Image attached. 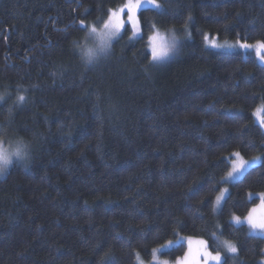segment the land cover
<instances>
[{"label": "trees", "instance_id": "obj_1", "mask_svg": "<svg viewBox=\"0 0 264 264\" xmlns=\"http://www.w3.org/2000/svg\"><path fill=\"white\" fill-rule=\"evenodd\" d=\"M127 1L0 0V126L34 155L0 180V264H139L180 237L227 264H264V236L232 222L264 193V64L207 43H264V0H157L139 12L140 37L127 25L89 63L91 27ZM159 30L179 39L160 63ZM235 151L261 163L227 184L216 212Z\"/></svg>", "mask_w": 264, "mask_h": 264}, {"label": "rangeland", "instance_id": "obj_2", "mask_svg": "<svg viewBox=\"0 0 264 264\" xmlns=\"http://www.w3.org/2000/svg\"><path fill=\"white\" fill-rule=\"evenodd\" d=\"M128 2H129V0L127 1V4H128ZM133 2H135V0H133ZM139 3H140V5H141V7L137 9V11H136V15H135V21H138V23H136V22H134V21H130V20L128 19L127 8L125 7L127 4H126L124 7H121V8H119V9L114 10L115 12H120V9H123V12H120V17H121V19H122V21H123V28L121 29V31H120V35H119L117 38H119V37L122 35V33L125 31L127 25H130V26H131V29H132V36H133L134 38L140 37V36H141V24H140V20H139V12H140L142 9H145V8H147V7H154V8H159V7H161V3H160L159 1H157V0H153L152 3H149L148 0H139ZM114 11H112V12H114ZM112 12H111V13H112ZM111 13H110V15H111ZM107 20H108V19H107ZM93 27H94V26H93ZM102 28H103V27H101V28H97V31L99 32ZM173 36H175V45H176L175 48H171V47H170V45H171V43H172V38H173ZM117 38H115V39L112 41V43H113ZM178 40H179V39H178L177 34H175L173 31L170 32V33H169V32H165V31H160V30L154 32V33L152 34V36L150 37V39H149V46H150V49H151L152 57H153V55H154V53H153V49H156V53H155V54L160 55V56H164V54L167 53V55L164 56V59H163V60H160V61L154 60V61L160 63V62H162V61L167 60L168 58H170L171 55L173 54V51L176 50V47L178 46V45H177ZM86 41L88 42V46H87L86 50L84 51L85 55H87V50H88V49L91 48V49L95 50V49H97L98 46H99V40H98V38L95 36V34H92L91 32L89 33V35L87 36V38L85 39L84 42H86ZM207 43H208V46H209L210 48H212V49H219V50H224V51H226V50H229V51H237V50H240V51H242V52L253 51V52L256 53L257 58H258V61H260L261 63L264 64V49H261V48L255 47V45H256L257 43H255V44L247 43V44H249V45H252L253 47H250V48L245 49V48L240 47L241 44H245V43H242V42H236V43H225V44H223V43L218 42L216 36L211 37L210 35H207ZM212 43H213V45H223V47H213ZM261 43H263V42H261ZM103 53H104V52H103ZM103 53H101V54H103ZM98 54H100V53H98ZM97 57H99V55H97ZM87 60H89V57H87ZM2 99H3V97H2V93H0V101H2ZM254 118L256 119V121H257V123L260 125V127H261L262 129H264V103H262L260 106H258V108L254 111ZM235 152H236V151H235ZM235 152H232L231 155H230V157H229V158H230V163H232V165H231V169L226 173L227 176L225 175L224 178H223V182H224L225 184H224V186L221 188V191H219V192L215 195V197L219 196L222 192H224V189H225V188L228 189V185H227V184H230V183H232L233 181H236V180H230V178L228 177V173L231 172V171L233 170V165H235V164H237V163L239 162V158L233 156V153H235ZM241 156L243 157V159H244L248 164H252L253 160L255 159V163L252 164V167H251V168H253V166L259 165V164L261 163V157H260L259 155H257V156H252V158H246V157H244L242 154H241ZM245 166L247 167V164H246ZM249 169H250V168H249ZM233 175L235 176V175H237V173L234 172ZM240 178H242V177H239V179H240ZM239 179H237V180H239ZM226 181H229V182H226ZM228 192H229V190L227 191V193L224 194V197L221 199V201H220V206H217V204H216V198H215L214 208H215V211H216V212H218V211L222 208L221 206H222L224 200L227 198ZM261 194H264V193H259V194H258V195H260V197L262 198V201H261L259 204L255 205V207L253 208V209L256 210L255 213H253V215H254L257 219H264V207L261 206V205H262V202H264V196H262ZM253 209H252V210H253ZM252 210H251L250 212H252ZM250 212H249V213H250ZM249 213H248V214H249ZM248 214H247V215H248ZM247 215H246V216H247ZM246 216H244V217H240V218H241V224H244V223L247 224V222L245 221V217H246ZM233 217H234V216H233ZM232 222H234V221L232 220ZM235 224H236V223H235ZM241 224H240V225H241ZM237 225H239V224H237ZM253 234H255V235H256V234H259V235H261V236H264V232H262V231L259 230V229H253ZM184 238H187V237H184ZM192 238H193V245H192V248H193V254H195V251H196V249H197V247H198V246L195 244V240H198V238H194V237H192ZM201 240H204V239L201 238ZM204 241H205V240H204ZM228 242H230V241H228ZM173 243H174V242H173ZM185 243H186V242H185ZM231 243H232V242H231ZM167 244H168V243H167ZM167 244H166V245H167ZM186 244H187V243H186ZM164 246H165V245L160 246V247H158V249L154 250V252H153L154 257H153L150 261L145 262V261L139 259V260H138L139 264H178V261L180 260L181 256H180V258H178V259L175 260V261H170V260H168V259H166V258H164V257H162V256L160 255V252H161V251H164ZM207 250H208L209 252H211V251L209 250V248H208V244H207ZM186 252H188V245H187V251H186ZM211 253H212V255H216V254H217L216 252H211ZM227 253H228V254H233V253H229V252H227ZM219 254H220V256H221V260L223 261L225 256H224L223 254H221V253H219ZM183 256H184V255H183ZM183 256H182V257H183ZM263 263H264V259H263ZM200 264H214V262L211 261L210 258L206 260L204 257H200Z\"/></svg>", "mask_w": 264, "mask_h": 264}, {"label": "snow or ice", "instance_id": "obj_3", "mask_svg": "<svg viewBox=\"0 0 264 264\" xmlns=\"http://www.w3.org/2000/svg\"><path fill=\"white\" fill-rule=\"evenodd\" d=\"M148 2L152 3L153 0H148ZM125 7L127 8L128 19L130 21H134L138 23V21H135V15H136L137 9L141 7L139 0H135V2H133V0H129L128 4ZM120 12H123V9H120ZM120 12H115V11L112 12L108 20L103 23V28L99 32L97 31L96 27H91L90 32L92 34H95V36L98 38L99 46L95 50L91 48L87 50V55L89 57V63L93 62V60L97 57L98 53H103V52L110 50L112 46V41L120 35V31L123 28V21L120 17ZM80 25H81V30H87L83 27L84 26L83 20H80ZM175 46H176L175 36H173L170 47L175 48ZM213 47H223V45H213ZM240 47L247 49L253 46L245 43V44H241ZM255 47L264 49V43L257 42ZM153 53H154L153 60H157V61L163 60L164 56L167 55V53H165L164 56L155 54L156 49H153ZM18 99L20 102H23L25 97L21 95L18 97ZM233 156L238 157L239 162L233 165V170L228 173V177L230 178V180H237L239 179V177H242L248 171L249 168L252 167V164L255 163V159L253 160L252 164H248L243 159V157L241 156L239 152L233 153ZM246 164H247V167L245 166ZM234 172L237 173V175L234 176L233 175ZM226 182H229V181H226ZM217 191H219V189H217ZM227 191L228 189L225 188L224 192H222L219 196L216 197L217 206H220V201L224 197V194L227 193ZM261 195L264 196V194H261ZM261 206L264 207V202H262ZM255 211L256 210L253 209L252 212H250L245 217V221L252 229H259L262 232H264V219H257L253 215ZM232 220L236 224H241V218L239 216L232 217ZM249 234L251 235L252 233L250 232ZM185 242L188 245V252H186L185 255L180 258V260L178 261V264H200V257H204L206 260L210 258L211 261L214 262V264H227L226 260L225 261L221 260V256L219 252H217L216 255H212V253L207 250V242L201 239L195 240V244L198 246L195 251V254H193V248H192L193 238L192 237H187V238L180 237L175 241V243L169 240L168 244L164 246V250L168 251L171 248H175L177 246H183ZM225 248H226V251L229 253L235 254L238 252L236 245L228 241L225 242Z\"/></svg>", "mask_w": 264, "mask_h": 264}, {"label": "clouds", "instance_id": "obj_4", "mask_svg": "<svg viewBox=\"0 0 264 264\" xmlns=\"http://www.w3.org/2000/svg\"><path fill=\"white\" fill-rule=\"evenodd\" d=\"M33 159L31 140L23 135L12 136L0 126V180L6 179L15 166L30 168Z\"/></svg>", "mask_w": 264, "mask_h": 264}, {"label": "bare ground", "instance_id": "obj_5", "mask_svg": "<svg viewBox=\"0 0 264 264\" xmlns=\"http://www.w3.org/2000/svg\"><path fill=\"white\" fill-rule=\"evenodd\" d=\"M227 176V175H226ZM154 251V250H153Z\"/></svg>", "mask_w": 264, "mask_h": 264}]
</instances>
